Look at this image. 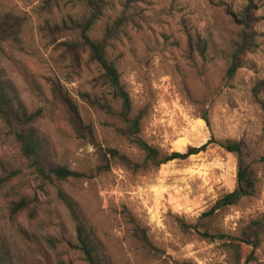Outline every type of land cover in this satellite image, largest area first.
Here are the masks:
<instances>
[{"label":"rangeland","instance_id":"obj_1","mask_svg":"<svg viewBox=\"0 0 264 264\" xmlns=\"http://www.w3.org/2000/svg\"><path fill=\"white\" fill-rule=\"evenodd\" d=\"M108 1L90 35L101 38L127 12L129 19L107 53L134 114L144 115L142 137L167 152H185L210 140L244 141L257 173L256 193L215 220L222 232L239 235L249 222L264 218V0ZM0 12L24 17L20 40L0 46V71L18 104L39 111L38 126L52 159L81 172L99 164L97 146L76 134L55 95L59 83L93 125L99 145L141 161L143 152L118 134L117 120L83 96L111 100L99 67L86 55L75 62L64 44L70 30H52L88 15L84 0H0ZM242 14L255 47L241 55L243 66L229 77L244 31L237 22ZM237 163L235 153L213 142L198 154L158 167L133 171L112 162L94 177L44 183L0 118V176H8L0 189V264H87L73 247L79 223L97 237L109 264H234L222 242L203 239L195 225L236 188ZM21 197L32 202L13 212V202ZM136 226L149 244L136 236ZM254 254L249 264H264V234Z\"/></svg>","mask_w":264,"mask_h":264},{"label":"trees","instance_id":"obj_2","mask_svg":"<svg viewBox=\"0 0 264 264\" xmlns=\"http://www.w3.org/2000/svg\"><path fill=\"white\" fill-rule=\"evenodd\" d=\"M89 10L88 15L80 20L71 19L70 22H64L62 26L56 25L52 30H70L71 36L65 41L66 50L72 53L75 62L80 64L81 57L86 55L89 62L95 63L100 70L99 80L111 89V100L104 97L83 94L90 105L98 110L106 112L118 122L116 130L119 135L129 140L138 147L144 154L141 161L132 159L129 155L122 153L113 147H102L96 142L95 129L92 124L86 123L80 113L77 103L65 92L62 91L59 83L55 84V95L59 96L64 104L68 114V119L76 131V134L97 146L99 164L96 169L89 172H81L70 168L69 166L55 162L48 151L46 139L38 126L39 111L28 112L16 101L10 89L2 80L0 71V118L9 127L15 138L21 145L24 158L33 169L37 177L44 183L60 184L73 178H90L109 169L112 162H120L133 171L145 170L152 167H158L174 159H185L191 155L198 154L206 150L209 144L215 142L237 156V186L233 191L224 193L216 203L201 217L198 225H195L199 235L206 240L220 241L232 255L234 264H249L255 261V248H257L264 234V218L254 219L249 222L239 235H231L222 232L215 223L216 218L224 212L229 206L236 204L243 197L252 196L257 190V173L252 164L247 159L245 143L243 140L231 138L210 140L201 146L190 145L185 152L164 151L160 146L150 144L141 135L143 114L141 112L134 114L130 94L125 89L120 72L116 63L108 57L107 48L112 39L117 38L121 32L125 21L129 19L127 12L106 27L101 38H93L90 35L92 28L104 14L108 6V0H84ZM248 10V9H247ZM242 22L244 31L237 41L236 48L230 60L227 70L229 77L243 66L241 55L253 50L255 40L250 38L246 31L249 26L248 21ZM24 17L12 12H0V46L7 41H19L24 25ZM201 46V45H200ZM115 102L121 103L116 106ZM207 120V118L205 117ZM8 176H0V189L5 185ZM32 200L29 197H21L14 201L11 209L13 212L23 211L29 207ZM184 227L188 224L182 221ZM135 234L145 244H149L148 237L139 226L135 228ZM249 245L253 249L245 251L243 245ZM73 247L81 253V256L87 264H109L104 256V250L101 247L97 237L88 229L85 224L79 223L76 232V243ZM244 258V259H243ZM2 262L5 259H1ZM4 264H6L4 262ZM65 264H74L73 262ZM175 264H194L192 262L177 261ZM255 264H260L256 262Z\"/></svg>","mask_w":264,"mask_h":264}]
</instances>
